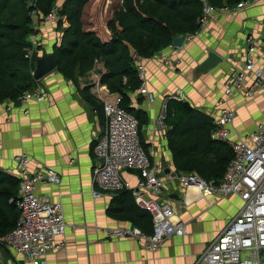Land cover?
Segmentation results:
<instances>
[{"label":"crops","instance_id":"1","mask_svg":"<svg viewBox=\"0 0 264 264\" xmlns=\"http://www.w3.org/2000/svg\"><path fill=\"white\" fill-rule=\"evenodd\" d=\"M227 3L216 8L203 28L192 38L187 37L182 47L171 45L143 59L153 100L138 89L131 93L133 108L147 119L142 140L166 181L162 198L188 227L184 236L172 237L157 251L144 248L132 238H109L102 230L132 223L111 213L114 193L93 195L94 145L105 126V116L86 98L92 95L87 85L89 73L77 68L71 79L56 69L38 81V86L48 92L45 99H28L18 106L12 101H0V171L18 178L15 157L26 153L32 170L53 167L61 175V183L40 184L37 188L38 194L63 202L68 223L61 237L63 248L50 252L47 264H198L207 246L239 212L243 201L238 195L201 196L196 188L185 189L169 178L168 174L179 171L169 146L168 128L160 124L170 99L186 100L212 118L223 106L235 110L231 135L235 141L264 123V91L252 97L243 93L227 97L224 93L228 76L245 63L251 45L256 63L264 64V0L242 8H237L240 2ZM57 32L43 31L41 44L46 53L62 43ZM211 50L224 61L208 71H198ZM162 56L169 57L171 64L165 65ZM94 68L99 72L107 70L103 62ZM10 104L13 107L8 110ZM122 175L131 184L138 183L135 171L125 170ZM0 256V264H29L16 259L23 256L3 248Z\"/></svg>","mask_w":264,"mask_h":264},{"label":"built area","instance_id":"2","mask_svg":"<svg viewBox=\"0 0 264 264\" xmlns=\"http://www.w3.org/2000/svg\"><path fill=\"white\" fill-rule=\"evenodd\" d=\"M253 1L256 0H243L237 4V8ZM204 2L202 26L216 11L213 5ZM32 13L38 15L36 10ZM43 16L45 20L60 18L57 9ZM254 50L251 45L245 64L233 69L228 76L225 82L227 97L236 93L252 97L258 91H264V64L256 63ZM164 60L170 64L168 58ZM139 73L140 90L147 93V69L142 64ZM249 78L252 81L248 86ZM47 95L37 86L22 95L20 101L33 98L43 100ZM96 96L103 102L106 119L94 145L93 195L100 197L102 191L130 190L137 204L153 216L151 233L130 224L102 230L109 238H132L144 248L157 251L172 237L184 236L188 231L187 224L176 218V212L168 201L161 199L166 188L165 178L144 148L140 140L139 121L123 105V96L113 94L110 99L99 94ZM12 105L8 109H12ZM235 117V110L223 107L213 120L215 138L228 143L233 150V157L221 182L208 181L197 172L172 177V174L168 175L170 179L177 178L183 187L196 188L202 196L225 198L238 195L243 201L239 212L208 245L198 264H264V123L259 124L247 137L235 141L231 139ZM163 119L161 125H164ZM15 159L20 180L16 203L20 216L17 226L0 237V244L10 253L22 255L29 264H47V255L63 248L61 237H64L68 223L63 202L38 194L37 188L40 184L61 183V175L53 167L32 170L29 167L30 157L26 153L17 155ZM124 170L138 172L136 185L123 177ZM73 227L76 228V225Z\"/></svg>","mask_w":264,"mask_h":264},{"label":"trees","instance_id":"3","mask_svg":"<svg viewBox=\"0 0 264 264\" xmlns=\"http://www.w3.org/2000/svg\"><path fill=\"white\" fill-rule=\"evenodd\" d=\"M57 1L22 0L27 9H24L25 18L20 25L4 20V13L10 10L11 0H0V101L15 103L20 101L23 94L37 87L39 82L32 73L38 57L35 56L33 60L26 57L27 48L32 46L29 38V44L26 39L34 23L32 12L36 10L39 16L47 15L57 5ZM90 1L65 0L60 9V24L66 23V19L69 25L63 31L62 43L55 45L53 51L58 59L57 69L66 77L74 79L77 68L84 73L92 68L97 59L103 61L107 68L103 81L108 83L112 91H121L123 105L141 119V111L131 107L130 95L140 86L138 63L130 56L124 42L132 44L137 55L147 58L170 46L175 37L199 32L204 1L215 8L228 4L227 0H123L124 3L112 6L114 12L111 18L97 26L92 22L89 25L83 17ZM241 1L228 0L235 3ZM100 2L103 7L99 17L103 20L107 4L106 0ZM108 32L109 38L100 37V34L107 35ZM86 98L103 110V104L97 98L92 95ZM142 120L143 126L147 119ZM164 122L168 128L169 146L176 169L179 172L195 171L208 180L221 182L233 153L228 143L213 138V119L186 100L170 99ZM141 142L149 153L145 143ZM19 184L18 178L0 171V237L17 226L20 216L16 204ZM112 193L114 202L110 211L113 215L121 216L148 233L153 231L152 217L136 204L130 190Z\"/></svg>","mask_w":264,"mask_h":264},{"label":"rangeland","instance_id":"4","mask_svg":"<svg viewBox=\"0 0 264 264\" xmlns=\"http://www.w3.org/2000/svg\"><path fill=\"white\" fill-rule=\"evenodd\" d=\"M101 0H91L87 5H86V7H85V11H84V15H83V17H84V20H85V22L86 23H95V24H97V26L99 25V24H104V23H106L105 21L108 19V18H111L112 17V15H113V10H112V6H114V5H116L117 3L119 4V3H124V1L123 0H119V2H118V0H106V7H105V9H104V16H103V20H101V18L99 17V15H100V13L102 12V5H101V2H100ZM65 3V0H58L57 1V5L52 9V10H54V9H57L58 10V12H59V15H60V9H61V7L63 6V4ZM212 5V4H211ZM24 9H27V7L25 8L24 7V5H23V3H22V0H11V4H10V10H8V11H6L5 13H4V20L6 21V22H14V23H18V24H20V25H22L23 24V22H24V18H25V11H24ZM203 10H204V8H203ZM202 15H203V13H202ZM32 17H33V20H34V23L32 24V26H31V28H30V30H31V32L29 33L28 32V34H27V42H28V38H29V40H30V42H31V44H32V46L31 47H29V48H27L28 47V45H27V47H25V48H27V54H26V57L27 58H29V59H34V57L35 56H37V57H40V56H43V55H45V54H47L46 53V49H45V46L44 45H42L44 42V35H43V31L45 30V29H50V30H53V31H58L57 33H60V39H63L62 38V35H63V31H65V28L66 27H68V25H69V23H63V24H60V20L62 19V17H61V15H60V18L59 19H54V20H45V19H43V17L44 16H39V15H34L33 13H32ZM65 18V17H64ZM201 18H202V16H201ZM201 18H200V23H201ZM98 20H100V22L98 21ZM90 25V24H89ZM94 26V25H93ZM104 27V26H103ZM102 27V28H103ZM203 28V26H202V24H201V29ZM94 29H99V28H94ZM37 34V35H36ZM107 35H105L104 33L103 34H100V37H102L103 39H107V38H109L110 37V34H109V32L108 33H106ZM34 35H36V37L34 36ZM192 35H194V34H190V35H187V37H191L192 38ZM33 36L35 37V38H33ZM42 43V44H41ZM28 44H29V42H28ZM172 45V47H174L175 45L172 43L171 44ZM170 45V46H171ZM175 47H177V46H175ZM25 48H24V50H25ZM32 49H33V52L31 53V51H32ZM52 49H53V51H54V49H55V45H53V47H52ZM52 51V52H53ZM135 58V57H134ZM164 58H168L169 59V61H170V64H171V59L169 58V57H164V56H162V61H163V63L165 64V65H170V64H166L165 63V60H164ZM135 60L137 61V59L135 58ZM100 62H103V61H101V60H96L95 62H94V64H93V66H92V68L89 70V71H87V72H84V73H89L88 75H87V78H90V79H87L88 81H87V85L90 87V93L95 97V98H97L102 104H103V102L96 96V94H99V96H101V97H104L105 99H110L111 97H112V95L113 94H118V95H122L123 96V94L122 93H120L121 91H112L111 90V88L109 87V85H108V83L107 82H105V81H103V75H104V73H106L107 72V70L106 71H102V72H99L98 70H95V68L93 69V67H97V65H98V63H100ZM245 62H246V60H245ZM137 69H138V75H139V79H140V86H141V77H140V73H139V66L142 64V65H144L145 66V64L143 63V59H142V61H137ZM245 64V63H244ZM243 64V65H244ZM242 65V66H243ZM145 68H146V66H145ZM238 68H240V67H238ZM92 69H93V71H92ZM147 69V68H146ZM235 69H237V68H235ZM92 71V72H91ZM33 74V73H32ZM126 81H127V78L125 77L124 78V83H126ZM248 81H252V78H249V80ZM146 82H147V89H148V92L147 93H142L141 92V90H140V86H139V88H138V90H139V93H141L142 95H144L145 97H148L150 100H153L154 99V95L151 93V91L149 90V88H148V76H147V74H146ZM38 86V85H37ZM224 87H225V84H224ZM44 90V89H43ZM46 91V90H45ZM28 92H30V91H28ZM47 92V91H46ZM27 93V92H26ZM150 93V94H149ZM224 93H225V88H224ZM47 94H48V92H47ZM24 95V94H23ZM131 95V94H130ZM149 95H151L152 96V98H151V96H149ZM225 96H226V93H225ZM47 97V96H46ZM132 97V96H131ZM34 99H37V98H34ZM39 100V99H38ZM22 102V101H21ZM11 103H13V102H11ZM131 105H133L132 103H131ZM11 106V104L10 105H8L7 106V109L9 108ZM132 107H134V105L132 106ZM223 107H225V106H223ZM222 107V108H223ZM127 108V107H126ZM229 108V107H228ZM129 109V108H128ZM8 110H10V109H8ZM129 110H131V109H129ZM103 111H104V107H103ZM132 111V110H131ZM133 112V111H132ZM219 112H220V110H219ZM203 113V112H202ZM104 116H105V111H104ZM137 117V116H136ZM142 117L143 118H145V116L144 115H142ZM162 117H164V114H163V116ZM162 117H161V119H160V124H161V120H162ZM142 118V119H143ZM203 117H201V119H202ZM212 118V117H211ZM215 118V117H214ZM214 118H212L213 120H214ZM105 119H106V117H105ZM137 119H138V121H139V124H140V127H139V131H140V140L141 141H143L142 140V128H143V126H142V122H143V120L141 119V118H138L137 117ZM164 119H165V117H164ZM164 119H163V124L165 123L164 122ZM102 131V130H101ZM214 132H215V130H214ZM0 143H1V140H0ZM231 150H232V148H231ZM232 153H233V150H232ZM94 155H95V152H94ZM149 156H150V158L152 159V157H151V155L149 154ZM30 157V156H29ZM16 158V157H15ZM152 161H153V159H152ZM15 162H16V159H15ZM154 163H155V161H153ZM30 164H31V158H30ZM30 164H29V167H30ZM155 164H157V162L155 163ZM17 165V164H16ZM158 165V164H157ZM159 166V165H158ZM159 168H160V170L162 169L160 166H159ZM125 171V170H124ZM133 172V171H132ZM136 172V171H135ZM191 172H195V171H191ZM123 173V172H122ZM136 173H138V172H136ZM178 173V172H177ZM183 173H188V172H179L178 174H176V175H171V177L172 176H178V175H180V174H183ZM169 175V174H168ZM203 177V176H202ZM204 178V177H203ZM206 179V178H205ZM171 180H175L177 183H178V179L177 178H175V179H171ZM208 180V179H207ZM208 181H213V180H208ZM215 182V181H214ZM20 185V184H19ZM183 187V186H182ZM185 189H188V188H186V187H184ZM166 189V188H165ZM20 190V189H19ZM118 191H120V190H118ZM199 191V190H198ZM103 192H113V191H102V193ZM164 193H166V191H164ZM163 193V194H164ZM200 193V192H199ZM162 194V195H163ZM162 195H161V199H163V200H165L164 198H162ZM201 195V194H200ZM202 196V195H201ZM217 198H223V197H217ZM226 198V197H225ZM135 202H136V200H135ZM136 204H137V202H136ZM138 205V204H137ZM139 206V205H138ZM140 207V206H139ZM141 208V207H140ZM148 212V211H147ZM149 214H150V216L152 217V219H153V216H152V214L150 213V212H148ZM185 222V221H184ZM132 225V224H131ZM134 226H137V225H134ZM187 230H188V227H187ZM177 236V235H176ZM208 247V246H207ZM2 248H4L3 247V245L2 244H0V249H2ZM5 249V248H4ZM20 255V254H19ZM22 256V255H21ZM0 258H1V256H0ZM16 259H18V261H20L21 263L23 262L24 263V261H26V259L24 258V259H22V257H17ZM26 263H28L27 261H26Z\"/></svg>","mask_w":264,"mask_h":264},{"label":"water","instance_id":"5","mask_svg":"<svg viewBox=\"0 0 264 264\" xmlns=\"http://www.w3.org/2000/svg\"><path fill=\"white\" fill-rule=\"evenodd\" d=\"M187 39V34H182L174 38L173 44L177 47H182ZM124 44L127 46L130 52L131 57H135L137 61H142L143 57L140 55H137V51L135 47L130 44L129 42L125 41ZM224 59L219 54H217L215 51L211 50L209 51L208 57L201 63V65L198 67V71L205 72L209 69L214 68L215 66L219 65L221 62H223ZM58 68V59L55 52H49L43 56H40L36 59V67L33 71V77L36 81H40L46 76H48L50 73L55 71ZM169 101V100H168ZM166 102L163 114L164 117L167 114V104ZM21 101H16L15 105H20Z\"/></svg>","mask_w":264,"mask_h":264}]
</instances>
